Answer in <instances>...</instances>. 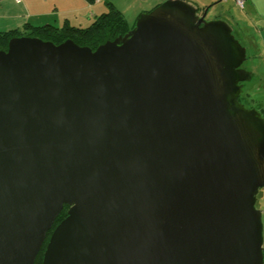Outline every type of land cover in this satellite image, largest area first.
Returning a JSON list of instances; mask_svg holds the SVG:
<instances>
[{"label":"water","instance_id":"95a60500","mask_svg":"<svg viewBox=\"0 0 264 264\" xmlns=\"http://www.w3.org/2000/svg\"><path fill=\"white\" fill-rule=\"evenodd\" d=\"M208 8L165 0L94 49H0V264H34L49 231L41 264H263L264 117Z\"/></svg>","mask_w":264,"mask_h":264},{"label":"crops","instance_id":"0c3cea01","mask_svg":"<svg viewBox=\"0 0 264 264\" xmlns=\"http://www.w3.org/2000/svg\"><path fill=\"white\" fill-rule=\"evenodd\" d=\"M105 0H0V31L22 29L26 26L52 24L61 27L65 22L70 25H88L92 18L105 11ZM123 14L128 22L139 13L148 11L165 0H109ZM202 9L209 6L207 12L213 18L225 20L235 30L236 36L242 39L243 45L254 46L253 30L260 36L262 50L254 46L253 57L264 62V0H243L240 12L232 10L233 0H186ZM216 4L215 8H212ZM217 16V17H216ZM233 22V23H231ZM238 40L240 41V39ZM251 49V48H250ZM260 101L258 104H262ZM264 198V185L258 196ZM261 207V206H257ZM264 213V209L262 211Z\"/></svg>","mask_w":264,"mask_h":264},{"label":"trees","instance_id":"16d2710c","mask_svg":"<svg viewBox=\"0 0 264 264\" xmlns=\"http://www.w3.org/2000/svg\"><path fill=\"white\" fill-rule=\"evenodd\" d=\"M104 2L106 5V10L95 15L92 18L91 22L85 26L70 25L65 22L61 27H56L52 24H43L39 26H26L22 29L15 28L0 31V49L6 48L7 41L11 37L24 35L36 36L43 40H49L56 44L66 39H71L80 46H88L91 49H94L97 45L105 42L106 40H111L120 34H124L134 24L133 23L132 25H129L121 11L111 1L105 0ZM244 97L247 98V95L245 94ZM240 98L241 95L238 98L239 101ZM255 106L264 117V103L256 104ZM66 210L67 206L64 205L61 212L55 218L52 228L66 216ZM49 234L50 231L47 233L46 240L44 241L40 252L36 256L34 264H41L42 252L44 250Z\"/></svg>","mask_w":264,"mask_h":264},{"label":"rangeland","instance_id":"374dc122","mask_svg":"<svg viewBox=\"0 0 264 264\" xmlns=\"http://www.w3.org/2000/svg\"><path fill=\"white\" fill-rule=\"evenodd\" d=\"M119 1H121V0H119ZM232 2H233L234 7H231V9L235 10L238 8L237 10L240 12V10H242V7L238 6L235 3V0L231 1V3ZM215 6H216V4L212 8H215ZM213 17H214V14L212 12H206L204 19L206 21L214 20V19H221V18H213ZM136 18H137V16L135 18H132L131 20H128V24L132 25L135 22ZM231 23H233V22H231ZM233 33H234L235 37L238 39L239 37L236 36L235 30H233ZM253 38H254L253 39L254 40V46H256V48H259L258 51L262 50L261 41L259 39L260 36H258L254 30H253ZM239 39H240V42L242 43L243 42L242 39L241 38H239ZM246 46L249 48H247L246 58L243 61L241 66L246 68L247 71L251 72L252 76L248 81L243 82V88H242V94H241V99H242L241 103H243L246 107H253L256 104H258L260 101H264V62L262 59H260L258 57H253L252 52L254 50L253 49L254 46H252V47L250 45H246ZM245 94L248 95L247 96L248 99L244 97ZM257 206H261L258 208L261 210V213H262V222H263V228H264V213L262 212L264 209V198L261 197L260 195L257 197ZM262 246L264 248V229H263V245ZM263 257H264V253H263ZM263 264H264V262H263Z\"/></svg>","mask_w":264,"mask_h":264},{"label":"built area","instance_id":"2783aa9c","mask_svg":"<svg viewBox=\"0 0 264 264\" xmlns=\"http://www.w3.org/2000/svg\"><path fill=\"white\" fill-rule=\"evenodd\" d=\"M16 2H19L20 0H15ZM243 0H235V3L240 6V7H243Z\"/></svg>","mask_w":264,"mask_h":264},{"label":"flooded vegetation","instance_id":"af4514ba","mask_svg":"<svg viewBox=\"0 0 264 264\" xmlns=\"http://www.w3.org/2000/svg\"><path fill=\"white\" fill-rule=\"evenodd\" d=\"M246 95H247V94H246ZM247 96H248V95H247ZM241 100H242V99L240 98V102H241Z\"/></svg>","mask_w":264,"mask_h":264}]
</instances>
